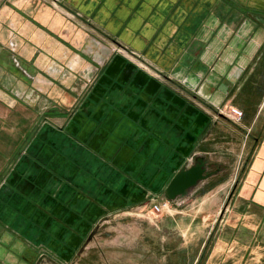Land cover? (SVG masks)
I'll list each match as a JSON object with an SVG mask.
<instances>
[{"label":"crops","instance_id":"crops-1","mask_svg":"<svg viewBox=\"0 0 264 264\" xmlns=\"http://www.w3.org/2000/svg\"><path fill=\"white\" fill-rule=\"evenodd\" d=\"M197 157L150 223L190 246L205 207L194 264H264V0H0V264L66 258Z\"/></svg>","mask_w":264,"mask_h":264},{"label":"rangeland","instance_id":"rangeland-1","mask_svg":"<svg viewBox=\"0 0 264 264\" xmlns=\"http://www.w3.org/2000/svg\"><path fill=\"white\" fill-rule=\"evenodd\" d=\"M88 33L89 31H85V37ZM98 33L99 31L96 32V34ZM90 36L87 37H93V35ZM101 37L107 38L102 35ZM107 40L111 43V39L107 38ZM87 45L90 44L86 43L83 49L87 54H91L90 57L94 54H103L102 51L106 50L103 43L99 47H92L91 45V47H88ZM91 49L93 52H91ZM118 53L127 56L133 55L131 52L125 51H118ZM140 65L142 64L140 63ZM44 178L46 179L45 176H41L40 181H45ZM40 189L43 190L42 188ZM19 193L24 194L23 185L19 186ZM166 201L168 200H158L156 194L152 193L145 202L142 201L140 207L107 212L100 222L92 225L91 234H89L87 239L81 240L77 249L66 258H58L49 252L46 247L39 245L37 247V264H194L196 259H198V255L184 253L183 247L198 251L200 248L199 244L203 240L202 236H207L208 232L206 230L207 224H204L206 220L201 218V216L207 214V211H204L205 207H196V209L190 211V214H196L198 211V217H196V222L193 224L196 230L194 235L196 239L192 245L184 246L183 239L179 234H185V237L188 236L187 232H185L189 225L188 220L184 223L181 220L170 225L171 232H175V234L173 236L171 232L169 233L166 230L164 237L157 232L156 225L150 223V221H156L151 216L152 203ZM177 226L180 228L179 230L176 229ZM179 243L183 249H173V245H179ZM199 258V261H202V256H199Z\"/></svg>","mask_w":264,"mask_h":264},{"label":"water","instance_id":"water-1","mask_svg":"<svg viewBox=\"0 0 264 264\" xmlns=\"http://www.w3.org/2000/svg\"><path fill=\"white\" fill-rule=\"evenodd\" d=\"M209 161L206 158L195 159L192 166H184L169 182L166 188V194L169 201L178 197L185 196L189 190L198 185L202 180L210 176L208 171Z\"/></svg>","mask_w":264,"mask_h":264},{"label":"built area","instance_id":"built-area-1","mask_svg":"<svg viewBox=\"0 0 264 264\" xmlns=\"http://www.w3.org/2000/svg\"><path fill=\"white\" fill-rule=\"evenodd\" d=\"M220 113H222L223 115L229 117L230 119L234 120L235 122H239L241 121V119L244 116V112L239 109L236 106H229L226 109H221ZM170 204V201H166V202H153L152 203V207H151V216L157 220L158 218L161 217V215L163 214V212L165 211V209L168 207V205Z\"/></svg>","mask_w":264,"mask_h":264}]
</instances>
